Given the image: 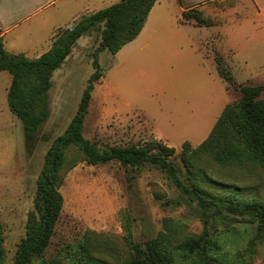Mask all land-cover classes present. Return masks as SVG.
Instances as JSON below:
<instances>
[{
    "label": "rangeland",
    "instance_id": "374dc122",
    "mask_svg": "<svg viewBox=\"0 0 264 264\" xmlns=\"http://www.w3.org/2000/svg\"><path fill=\"white\" fill-rule=\"evenodd\" d=\"M36 0H0L1 12L29 11ZM114 0H93L89 11ZM195 7L211 25L193 20L181 23L182 11ZM70 12L66 0L44 10L9 32L4 48L36 57L48 49V28ZM83 13V14H86ZM82 14H79L81 16ZM66 22V21H65ZM62 24V23H61ZM97 28L77 39L71 53L52 75L45 101L48 118L32 139H26L20 119L7 103L11 75L0 70V223L4 264H12L33 209L36 180L53 139L72 119L90 75L95 71ZM219 53L238 84L264 86V0H157L139 34L114 54H98L101 75L93 83L84 119L83 136L98 147L141 145L161 139L175 148L172 161L186 181L181 146L199 144L211 130L226 103L240 91L218 74L213 55ZM264 99V91L261 94ZM69 157L79 155L70 146ZM216 179L239 187L242 196L264 199V173L253 164L244 167L211 165ZM213 176V177H214ZM204 187L220 190L211 183ZM63 205L43 257L32 264H123L131 238L144 242L161 232L180 240L203 228L200 208L188 200L165 172L145 164L138 169L117 160L102 164L78 162L66 170L60 187ZM211 220V219H210ZM212 264H264V237L255 223L210 221ZM87 248L95 260L84 256ZM177 264H205L197 256Z\"/></svg>",
    "mask_w": 264,
    "mask_h": 264
},
{
    "label": "trees",
    "instance_id": "16d2710c",
    "mask_svg": "<svg viewBox=\"0 0 264 264\" xmlns=\"http://www.w3.org/2000/svg\"><path fill=\"white\" fill-rule=\"evenodd\" d=\"M156 0H119L94 12L81 15L71 26L59 29L51 46L36 57L10 53L5 50L0 36V70L11 75L7 90L10 111L21 121L26 139H32L40 125L48 118L45 101L52 85L54 71L61 67L82 35L97 28L100 33L94 52L95 71L84 87L75 114L65 130L55 137L47 149L36 180L33 209L28 213L25 235L21 238L12 264H32L43 257L59 219L63 197L60 187L66 170L78 162L102 164L117 160L134 169L148 164L165 172L171 183L200 208L203 228L199 234L176 240L172 234L161 232L155 238L137 242L131 238V227L125 221L126 241L130 256L123 264H177L180 258L199 257L212 264L210 248V221L236 220L255 223L256 231L264 237V199L245 198L239 187L226 191L228 184L216 179L211 165L219 167L258 166L264 173V99L260 84H238L221 54L213 55L219 76L230 86H236L240 95L226 103L217 116L208 135L196 146L184 141L180 159L185 170L182 179L179 167L172 161L175 148L161 139H152L141 145H113L100 148L83 136L84 119L91 99L93 83L101 75L98 54L102 50L116 53L122 45L134 39ZM193 20L197 25H211L213 19L203 17L201 10L191 7L182 11V22ZM70 146L79 155L69 157ZM214 176V177H213ZM211 183L220 192L204 187ZM211 219V220H210ZM84 256L95 260L87 248ZM2 225L0 223V264H4Z\"/></svg>",
    "mask_w": 264,
    "mask_h": 264
},
{
    "label": "crops",
    "instance_id": "0c3cea01",
    "mask_svg": "<svg viewBox=\"0 0 264 264\" xmlns=\"http://www.w3.org/2000/svg\"><path fill=\"white\" fill-rule=\"evenodd\" d=\"M62 1L63 0H36L32 8L22 15H17L15 9H13L11 13L8 11L7 13L5 12L4 14H2L1 6H0V36L2 37L3 45H4L5 36L9 32L16 29L22 22H25L30 19H35L36 17L37 19L35 20H38L39 22H44L46 24V21L44 20V18L39 17V15L47 8H50L51 6H54L57 3H61ZM91 1L93 0H66L67 5L69 6L70 12L67 14L66 19H64L63 22L55 24L54 26H52V28H48V34L44 39V41L47 39L49 40L50 44L48 48L51 46L54 34L59 29L71 26L74 23V21H76L80 17V16L78 17L79 14L83 15V13H86L89 11V7L91 6ZM100 1H103V0H100ZM117 1L119 0H114V2H117ZM114 2H109V3L112 4ZM94 11L92 10L91 12H94ZM181 20L182 19H180L181 23H185V22H182Z\"/></svg>",
    "mask_w": 264,
    "mask_h": 264
}]
</instances>
